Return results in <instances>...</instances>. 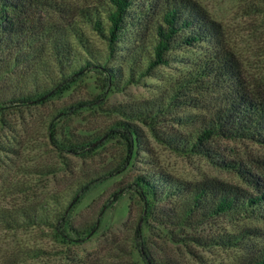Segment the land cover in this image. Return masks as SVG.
<instances>
[{"label":"rangeland","instance_id":"obj_1","mask_svg":"<svg viewBox=\"0 0 264 264\" xmlns=\"http://www.w3.org/2000/svg\"><path fill=\"white\" fill-rule=\"evenodd\" d=\"M195 1L221 25L223 46L238 60L247 87L264 95V0ZM44 2L30 20L65 34L78 54L75 66L89 58L73 35L77 28L93 62L100 64L41 100L19 104L10 100L12 92L20 85L31 88L32 71L45 87L58 78L49 45L40 41L26 48L18 63L13 51L0 55V264H146L145 256L154 264H243L254 257L264 246V219L227 214L205 223H168L160 219L159 208L178 210L179 198L160 201L154 215H144L128 184L137 174H149L172 183L216 179L245 187L234 168L216 162L234 160L241 169L264 177L263 145L214 138L211 146L217 154L209 159L172 151L135 121L146 148L120 171L106 175L126 154L122 138L108 131L119 129L126 118L111 108L167 96L214 45L198 42L172 50L167 64L136 79L152 57L155 17L135 22L133 5L109 49L105 0ZM84 11L99 13L104 35L93 29ZM104 68L116 71V81H108ZM211 111L209 102L195 108L177 105L159 115L154 126L164 135L188 134L196 126H180L175 118ZM85 181L88 189L73 198ZM62 208L65 219L59 224L55 214ZM219 236L230 241L221 243Z\"/></svg>","mask_w":264,"mask_h":264},{"label":"trees","instance_id":"obj_2","mask_svg":"<svg viewBox=\"0 0 264 264\" xmlns=\"http://www.w3.org/2000/svg\"><path fill=\"white\" fill-rule=\"evenodd\" d=\"M108 9L105 11L107 28L105 35L99 13L84 11V17L95 31L103 34L109 49L118 40L129 9L135 5V22L142 18L155 17L152 57L146 67L139 72L136 79L149 75L151 70L168 63L172 50L189 47L198 42L212 43L213 48L203 55L184 75L178 78L165 97L147 100L138 105H118L111 108L126 120L120 122V128L108 131L122 138L126 154L123 163L106 175H113L122 169L132 155L146 146L143 133L135 121L147 126L152 136L172 151L184 154H197L209 159L216 156L211 146L214 138L226 140H249L264 146V95L254 93L247 87L240 65L235 55L222 43V28L211 19L207 11L195 0H105ZM46 6L44 0H0V55L7 57L12 51L15 63L21 61L24 50L40 41H46L57 67V79L52 80L49 87L30 73L31 88L21 85L14 90L10 100L19 104H28L33 100H41L46 95L69 83L74 75L82 70L94 68L100 63L93 62L91 51L83 36L74 30V37L86 51L89 58L75 66L72 62L77 58L70 47L65 34L61 30L52 29L48 25H39L30 20L32 13ZM24 60V59H23ZM8 64L4 63V67ZM109 82L116 81L117 73L104 68ZM6 70H4L5 72ZM38 75V74H37ZM134 78H130V83ZM18 88V87H17ZM16 91V92H15ZM210 103L212 111L205 116L188 114L175 118L178 125H195L188 134L177 133L164 135L155 128L154 122L177 105L191 108ZM128 119V120H127ZM220 166L234 168L245 187L226 183L216 179L203 180L197 183H172L164 176L137 174L128 184L138 195L143 211L141 214L154 215L158 202L171 198L180 199L181 208H159L160 219L168 223L191 224L205 223L209 219L221 215L241 217L251 215L264 219V177L256 176L243 170L234 160L217 161ZM89 187V182L79 183L73 198H79ZM122 189V188H121ZM154 211V212H153ZM56 222L63 224L65 210L62 208L55 214ZM221 243L229 242L228 238L219 236ZM146 264H154L145 256ZM243 264H264V246L258 253Z\"/></svg>","mask_w":264,"mask_h":264}]
</instances>
